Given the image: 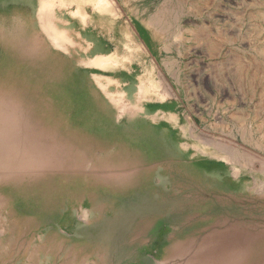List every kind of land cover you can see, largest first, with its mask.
<instances>
[{"label":"rangeland","instance_id":"1","mask_svg":"<svg viewBox=\"0 0 264 264\" xmlns=\"http://www.w3.org/2000/svg\"><path fill=\"white\" fill-rule=\"evenodd\" d=\"M0 264H264V0H0Z\"/></svg>","mask_w":264,"mask_h":264},{"label":"bare ground","instance_id":"2","mask_svg":"<svg viewBox=\"0 0 264 264\" xmlns=\"http://www.w3.org/2000/svg\"><path fill=\"white\" fill-rule=\"evenodd\" d=\"M98 1V0H97ZM95 3H97V2H95ZM100 3V2H99ZM45 4V3H44ZM46 5V4H45ZM97 5H98V3H97ZM44 6V5H43ZM48 8V7H47ZM97 9H98V7H97ZM99 10V9H98ZM46 11V10H45ZM100 11V10H99ZM40 13V12H39ZM47 17V16H46ZM48 20V19H47ZM49 21V20H48ZM49 24V23H48ZM43 25V24H42ZM50 25V24H49ZM46 28L48 27V26H45ZM50 29H51V27H50ZM48 31H49V29H48Z\"/></svg>","mask_w":264,"mask_h":264}]
</instances>
